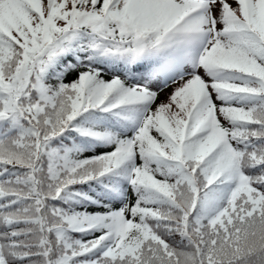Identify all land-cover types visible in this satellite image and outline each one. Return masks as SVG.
<instances>
[{
	"label": "snow or ice",
	"instance_id": "6c2138e0",
	"mask_svg": "<svg viewBox=\"0 0 264 264\" xmlns=\"http://www.w3.org/2000/svg\"><path fill=\"white\" fill-rule=\"evenodd\" d=\"M0 264H264V0H0Z\"/></svg>",
	"mask_w": 264,
	"mask_h": 264
}]
</instances>
